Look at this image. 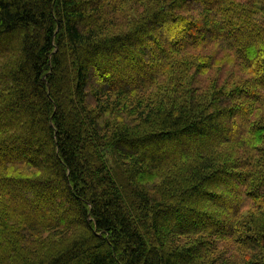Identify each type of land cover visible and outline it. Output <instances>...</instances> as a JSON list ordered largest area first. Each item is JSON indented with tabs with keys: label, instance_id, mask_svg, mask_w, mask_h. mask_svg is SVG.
<instances>
[{
	"label": "trees",
	"instance_id": "1",
	"mask_svg": "<svg viewBox=\"0 0 264 264\" xmlns=\"http://www.w3.org/2000/svg\"><path fill=\"white\" fill-rule=\"evenodd\" d=\"M0 264H264V0H0Z\"/></svg>",
	"mask_w": 264,
	"mask_h": 264
}]
</instances>
